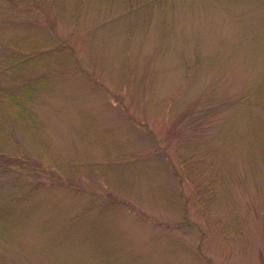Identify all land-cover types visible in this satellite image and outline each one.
<instances>
[{"label": "rangeland", "instance_id": "obj_1", "mask_svg": "<svg viewBox=\"0 0 264 264\" xmlns=\"http://www.w3.org/2000/svg\"><path fill=\"white\" fill-rule=\"evenodd\" d=\"M24 83L0 264H264V0H0V88Z\"/></svg>", "mask_w": 264, "mask_h": 264}, {"label": "trees", "instance_id": "obj_2", "mask_svg": "<svg viewBox=\"0 0 264 264\" xmlns=\"http://www.w3.org/2000/svg\"><path fill=\"white\" fill-rule=\"evenodd\" d=\"M8 48L13 49V50H17V52L19 50H22V52L30 50L27 47L26 41H21L20 39L10 40L8 42ZM41 59L46 60L45 58H41ZM47 60H49V61L48 62L45 61L44 63H46V64H44L40 60H37L36 57H34V58L30 59L29 62L32 65H35L36 67H41V68H43L42 66L50 67L52 65L58 64V62H59V61H53L50 58H48ZM13 61H15V59H13ZM48 67H46V68H48ZM8 69L11 70V68H8ZM41 80H45V79L41 78L40 81ZM29 90H30V88L28 86H26L25 83L21 86L20 89H18L14 93H11V92L7 91L6 89L0 88V156L2 155L1 153L4 152V150L2 149V148H4L2 146V144H6V143L10 142V140H8L9 136L7 135V132H5V130L3 129V126H2L3 125L2 120L5 121L4 115H11L13 118H18L23 124H26L30 120V118L34 117V115L29 113L27 111L26 107H24V105H23V101L27 98V95H29V93H30ZM96 168L98 169V168H100V166L97 165L96 167H94V169H96ZM199 169H196L197 171L193 172V174H191V175H185L184 178L187 180V182L189 183L191 188H193V192L195 193V199L199 200L198 205H200V207H203V206H205V203H207V202L211 203L214 200V195L209 197V195H210L209 189L214 185L215 180H213L211 178L208 182H206V185H204L205 190L203 191L202 184L205 182V180H207L208 176L202 175V171ZM201 179H202V183H200ZM206 191H207V193H206ZM201 193H202V195H201ZM171 202H173V201H171ZM171 205H175V204L171 203L170 206ZM5 215H6L5 212H2L0 210V235H1L2 229L4 228L5 224L7 223L6 221H4Z\"/></svg>", "mask_w": 264, "mask_h": 264}]
</instances>
